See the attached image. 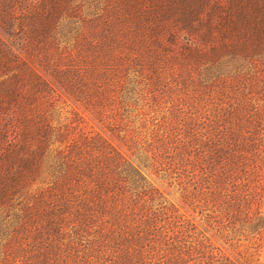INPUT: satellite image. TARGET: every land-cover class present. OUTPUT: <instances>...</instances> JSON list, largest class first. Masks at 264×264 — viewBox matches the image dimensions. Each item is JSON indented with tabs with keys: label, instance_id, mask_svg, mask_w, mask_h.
Returning <instances> with one entry per match:
<instances>
[{
	"label": "trees",
	"instance_id": "16d2710c",
	"mask_svg": "<svg viewBox=\"0 0 264 264\" xmlns=\"http://www.w3.org/2000/svg\"><path fill=\"white\" fill-rule=\"evenodd\" d=\"M264 0H0V264H264Z\"/></svg>",
	"mask_w": 264,
	"mask_h": 264
},
{
	"label": "rangeland",
	"instance_id": "374dc122",
	"mask_svg": "<svg viewBox=\"0 0 264 264\" xmlns=\"http://www.w3.org/2000/svg\"><path fill=\"white\" fill-rule=\"evenodd\" d=\"M262 257H263V261H264V253H263V256Z\"/></svg>",
	"mask_w": 264,
	"mask_h": 264
}]
</instances>
